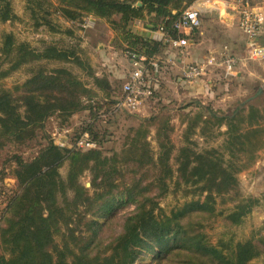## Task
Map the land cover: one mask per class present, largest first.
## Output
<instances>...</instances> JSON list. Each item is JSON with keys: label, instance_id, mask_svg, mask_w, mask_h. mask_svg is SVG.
<instances>
[{"label": "trees", "instance_id": "obj_1", "mask_svg": "<svg viewBox=\"0 0 264 264\" xmlns=\"http://www.w3.org/2000/svg\"><path fill=\"white\" fill-rule=\"evenodd\" d=\"M196 1L59 0L56 10L71 21H77L85 14L111 20L113 29L117 32L120 30L128 43L127 53H142L150 59L160 51L168 50L170 38L191 39L194 36L198 29L183 33L175 27V23L182 11ZM30 2L37 5L32 7L34 15L37 16L40 11L45 12V15L50 14L44 8V0ZM45 15L43 23H49ZM147 15L152 16L151 23L155 28L165 32L163 40L145 37L130 28L132 21L145 19ZM15 18L11 0H0L1 21ZM40 24L38 21L37 25ZM15 44L12 33L5 34L3 53L10 55L17 50V60L11 66L13 68L46 58L64 61L73 59L84 69H91L74 48L61 49L48 45L40 51L27 43H21L17 48ZM91 74L97 87L108 91V104L115 108L124 93L113 97L108 77H99L94 71ZM7 75L8 71L0 73V77ZM19 87L22 93L17 96L9 90L0 91V150L9 142L24 144L31 141L38 130L45 129L46 121L53 115L68 119L77 112L90 109L86 106V100L92 101L97 96L95 89L88 88L83 80L66 67L53 70L41 67L17 89ZM198 103L206 111L189 119L185 130L186 144L175 157L178 165L176 169L169 163L173 150L171 141L167 139L161 144L162 150L158 160H155L147 143L140 140L144 135L142 132H138L131 142L128 141L129 145L127 143L128 147L121 158L119 154L107 156L100 148L87 151L61 148L50 140L31 160H24L17 155L15 175L19 189L10 196L0 214V241L3 247L0 264H137V257L148 239H154L160 245L157 264L165 259L171 264H247L258 256L261 251L252 240L238 242L234 246L222 240L223 244H220L221 241L218 244L211 243L201 231L202 220L199 218L215 213L214 193L220 194L233 188L238 181V173L255 160L258 149L256 143L264 137V110L256 104H248L247 107L239 105L228 114L215 110L210 104ZM223 124L227 129L225 132L218 131V134H225L221 148L198 151L194 147L191 135L197 132V127L201 134H206L211 127L218 129ZM85 132L90 133L92 129L87 128ZM91 138L94 139L92 135ZM67 160L70 170L64 179L60 168ZM121 161H136L139 168L149 164L154 169L159 168L156 180L167 187V180L172 181L175 174L186 185L199 187L203 183L199 188L208 191V195L203 201L185 202L172 210L170 215H161V210L159 214L155 213L158 202L148 196L154 182L136 193L132 189L121 191L131 198L142 195L144 201H138V195L131 199L137 203V211L127 218L124 231L110 242L104 249L107 250L105 253L94 254L99 235L96 229L102 224L99 219L92 217L91 206L97 200H104L109 211L113 199L107 198V195L116 187L114 180L120 175ZM88 170L94 172L96 187H105L104 191L95 192L94 196L80 182L81 176ZM69 189L75 192L72 200L68 197ZM59 195L63 197V204L58 203ZM252 206L253 201L246 200L227 218L232 223H239L251 212ZM62 222L66 227L65 232H61L59 226ZM82 223L86 229L76 231V226ZM58 233L62 235L61 246L55 242Z\"/></svg>", "mask_w": 264, "mask_h": 264}, {"label": "rangeland", "instance_id": "obj_2", "mask_svg": "<svg viewBox=\"0 0 264 264\" xmlns=\"http://www.w3.org/2000/svg\"><path fill=\"white\" fill-rule=\"evenodd\" d=\"M44 1L46 2L44 8L50 12L48 15H45L43 11H40L37 16L34 15L32 7L36 3H31L30 0H11L16 18L5 22L0 19V73L8 71L7 76L0 77V91L4 89L11 91L16 96L20 95L22 88L17 89V87L29 80L39 68L44 67L46 70H53L66 67L83 80L88 88L95 89L97 96L92 101L86 100V106L90 109L77 112L68 119L53 115L46 121L45 129L38 130L37 135L31 141L24 144L9 142L0 150V214L6 207L10 196L19 189V181L15 175L16 156L20 155L24 160H31L49 140L53 141V138L59 141L66 140L69 144L74 145L75 141L85 133V129L89 128L92 129V132H90L94 138L92 140L97 143L96 148H100L107 156L119 154L121 158L122 153L129 145L128 141L131 142V139L136 137L138 132H142L144 135L140 140L147 143L150 154L155 160H158L159 153L162 150L161 144L165 143L167 139L171 141L173 150L169 163L176 169L178 165L175 157L178 155L179 149L186 144L185 130L189 119L195 118L199 113L206 111L198 106V102L205 105L210 104L215 110L228 114L232 113L239 105L247 107L248 104H256L264 110V78H255L256 80L252 77L245 80L236 79L237 67L246 62H250L248 65L252 67L254 72L264 75V63H262L264 60H252L247 57L245 33L237 22L235 26H238V28H230V30L223 21L214 23L208 21L206 29L203 30V26H201L194 36L188 39V44L197 42V40H205L207 43L205 54L207 53V55L215 54L222 57L229 54L236 57L238 63L233 74L226 73L222 68L216 70L211 85L202 81L200 83L204 87H200L202 91L190 93L183 100H179L175 92L181 87L175 81L178 75L175 74L170 94L166 93V98L173 99L172 102H166L169 99L164 101V95H160L159 91L156 90L154 97L150 99L143 110L128 112L111 108L108 104V98L110 97H108V91L99 89L91 74V71L92 73L94 71L99 77H108L112 85L111 95L113 97H117L123 92V85L129 79L132 64L126 50L128 43L122 32L113 29L111 20L96 17L92 14H85L77 21L68 20L56 10L59 0ZM241 5L242 9L246 6L245 3H241ZM263 5L264 0H249L248 4L250 7H262L264 10ZM208 6V3H201L196 7L201 13L204 11L209 15L208 17L214 15L216 18H224V14H228V9L224 7L213 14ZM43 15L46 16L49 23H43ZM38 21L41 22L40 25H37ZM136 22L141 23L146 28H149L148 25L153 26L151 15H147L142 20L132 21L130 23L132 30ZM7 33H12L14 36L16 48L21 43H27L40 51H43L48 45H55L61 49L74 48L77 55L86 60L91 69H84L80 63L73 59L64 61L48 60L46 58L29 61L13 68L11 66L17 60V50L10 55L4 54L2 51L3 41ZM230 38H237L239 43L231 45L228 42ZM156 55L160 57V61H163L166 52L163 50ZM160 64L161 67L166 66L162 62ZM225 76L233 77L234 80L226 83ZM152 79V83L157 80L156 83L159 81L160 84L162 74L152 76ZM185 82L184 88L188 92L194 86L198 87L196 86L198 83H194L195 81L185 80ZM158 93L161 96L159 98L157 97ZM228 93L231 96L223 99ZM189 103L191 105H188ZM211 128L206 134H201L199 127H197V132L191 135L192 140L195 142L194 147L198 151L211 147H222L225 134H218V131L225 132L227 126L223 124L218 129L216 127ZM260 139L256 143L258 149L255 160L238 173L236 185L226 192L214 193L215 213L199 218L202 220L201 231L206 234L207 239L213 244H218L222 240L234 246L238 242L252 240L261 252L247 264H264V137ZM119 165L121 172L114 180L116 187L107 195V198L113 199L110 202L113 205L109 208V211L104 200H97L91 206L90 213L92 217L99 219L102 224L101 227L96 229L99 231V235L97 244L94 247V254L105 253L107 250L104 249L110 242L124 231L127 218L137 211V203L131 199H135L138 195L136 199L140 202L144 201L142 195L137 194L131 198L121 191L132 189L131 191L136 193L148 183L154 182L148 196L158 202L155 213L159 214L161 210V215H170L172 210L181 207L185 202L203 201L208 195V191L199 188L203 183H200L199 187L197 185H186L177 174L174 175L172 181L171 179L167 180L168 187L162 185L156 180L159 168L154 169L153 165L149 164L139 168L136 161H133V163L121 161ZM134 169L137 171H133ZM69 170L70 162L67 160L60 168V174L64 179L68 177ZM93 180L94 172L90 170L85 171L80 178V182L89 190L91 196H94L95 192L105 190L104 186L97 188ZM68 197L69 200H72L75 197V192L69 189ZM57 199L58 203L63 204L61 195ZM249 199L253 201L251 212L241 222L232 223L227 215L233 212L239 204ZM83 209L81 207L82 211ZM88 217L91 219L90 215ZM59 226L61 232H65L64 223L62 222ZM85 229L83 223L76 226V231H84ZM61 236V233L55 235V242L60 246L62 245ZM222 241L220 244H223ZM2 248L0 241V253H3ZM159 250L160 245L158 242L154 239H148L144 243L143 250L140 251L136 263L157 264L158 260L156 258ZM109 253L107 252V254ZM161 264L171 263L165 259L162 260Z\"/></svg>", "mask_w": 264, "mask_h": 264}, {"label": "built area", "instance_id": "obj_3", "mask_svg": "<svg viewBox=\"0 0 264 264\" xmlns=\"http://www.w3.org/2000/svg\"><path fill=\"white\" fill-rule=\"evenodd\" d=\"M246 4L240 12L239 25L247 36V57L252 60H264V11L248 6L249 0H241ZM202 26V16L200 10L190 5L185 8L175 27L181 32L199 29ZM170 46L174 51L175 58L184 57L189 50L188 38H170ZM132 71L129 79L123 85V97L116 103L115 110L128 112L141 111L155 94V83H152V76L160 74L162 64L166 60L160 61V57L155 55L150 59L142 53L130 52L129 54ZM168 63L175 65L174 59H169ZM238 60L229 54L219 57V55L210 54L204 60L189 63L182 69L183 79L191 82L201 80L211 74L216 69L222 68L226 73H234V68ZM55 145L61 148H72L89 150L97 147V143L92 140L88 132L83 133L71 145L66 140L59 141L53 138Z\"/></svg>", "mask_w": 264, "mask_h": 264}, {"label": "crops", "instance_id": "obj_4", "mask_svg": "<svg viewBox=\"0 0 264 264\" xmlns=\"http://www.w3.org/2000/svg\"><path fill=\"white\" fill-rule=\"evenodd\" d=\"M201 3H208L209 6L208 8L211 9L213 14H216L215 11L218 10H222L224 7L225 9H228V14H224V18H216L214 17V15H211L213 17H208L209 15H207L204 11H202L201 16H202V26H203V30L207 28L208 26V21L211 22H220L223 21L227 26L229 27V29L231 28H238V26H235L236 22L239 23V18H240V9L242 10V5L241 3H243L241 0H197L193 6H198ZM218 7V8H217ZM264 7V5H263ZM236 9V10H235ZM257 9H261L263 10L262 7H257ZM264 11V10H263ZM201 12V11H200ZM210 15V16H211ZM149 28L143 27V25H141V23H135L134 25V31L145 36L148 38H152V39H156V40H163L165 38V32L160 29V28H155V26H150L148 25ZM230 29V30H231ZM234 30V29H233ZM181 32H188V31H184V29L181 30ZM202 34H204L203 31H201ZM231 34V33H229ZM245 44L247 45V36L245 35ZM231 45H235L237 44V42L239 43V40L237 38H230L228 41ZM191 44V45H190ZM189 50L186 56H182V57H178L175 58L174 55V51H172L171 46H169L168 50L166 49V55L164 56V60L166 64V66L162 67L160 74H162V81L159 84L155 83V87L156 90L159 91L160 95L163 94L164 95V101H166V99H169L166 102H172L173 99H170L169 97L166 98V93L170 94V90L173 82L174 81V77L175 74H178L177 77L175 78V81H177L178 86H181L179 88V90H176V94H177V98L179 100H183L186 98V95H190V93H196V92H200L202 91V89L200 90V87H203L202 84H200L202 81L209 83L210 85L212 84V81H214V75L215 72L201 80H197L194 83H198V87H193L190 92H188L187 90H185L184 86H185V80L182 79V69L185 65L192 63V62H198V61H202L204 60L207 56H209L210 54L207 55V53L205 54V48H207V43L205 40H197V42L195 41L194 43H189ZM248 46V45H247ZM205 54V55H204ZM169 59H174L176 61L175 65H171L170 63H168ZM263 61V60H262ZM260 62V61H259ZM248 63L250 62H246V63H242L237 67V72H236V79H249V78H264L263 74H259L256 73V71L254 72V70L252 69V67L250 65H248ZM264 63V62H262ZM218 70V69H216ZM225 82L229 83L231 82L233 79V77H229V76H225ZM256 80V79H255ZM183 87V89H181ZM204 88V87H203ZM159 93L157 94V97H161L159 96ZM209 93V92H208ZM231 94H226L225 97L223 99H227V97H230ZM155 100H157V98H155ZM155 103V101H154ZM147 106V104H145L142 107L145 108Z\"/></svg>", "mask_w": 264, "mask_h": 264}, {"label": "water", "instance_id": "obj_5", "mask_svg": "<svg viewBox=\"0 0 264 264\" xmlns=\"http://www.w3.org/2000/svg\"><path fill=\"white\" fill-rule=\"evenodd\" d=\"M137 4H138V5H141V2H138Z\"/></svg>", "mask_w": 264, "mask_h": 264}]
</instances>
